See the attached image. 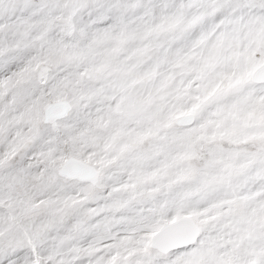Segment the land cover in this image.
<instances>
[{"label":"snow or ice","instance_id":"snow-or-ice-1","mask_svg":"<svg viewBox=\"0 0 264 264\" xmlns=\"http://www.w3.org/2000/svg\"><path fill=\"white\" fill-rule=\"evenodd\" d=\"M0 264H264V0H0Z\"/></svg>","mask_w":264,"mask_h":264}]
</instances>
